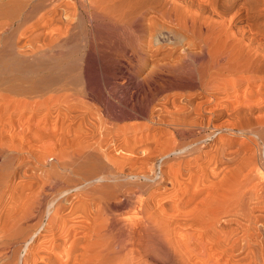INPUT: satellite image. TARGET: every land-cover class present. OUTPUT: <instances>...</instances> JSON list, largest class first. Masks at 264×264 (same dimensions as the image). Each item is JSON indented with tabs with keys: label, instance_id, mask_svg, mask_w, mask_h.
<instances>
[{
	"label": "bare ground",
	"instance_id": "6f19581e",
	"mask_svg": "<svg viewBox=\"0 0 264 264\" xmlns=\"http://www.w3.org/2000/svg\"><path fill=\"white\" fill-rule=\"evenodd\" d=\"M124 71L140 111L110 96ZM16 100L69 124L42 181L0 182V264H264L247 208L264 201V0H0V104ZM138 119L160 128L137 143Z\"/></svg>",
	"mask_w": 264,
	"mask_h": 264
},
{
	"label": "rangeland",
	"instance_id": "374dc122",
	"mask_svg": "<svg viewBox=\"0 0 264 264\" xmlns=\"http://www.w3.org/2000/svg\"><path fill=\"white\" fill-rule=\"evenodd\" d=\"M127 74L129 75L128 72L126 73L124 71V75L118 76L116 79H114L115 83H121V82L124 83L122 85L124 87L122 88L115 87L116 89L113 88L115 91L111 89L112 91H111L110 96L111 98H114L116 101L120 100L119 101L120 103H122L123 101L130 103V105H133L137 111H140L142 107V102L140 100H137L138 101L137 102L133 99L135 98L134 96L135 91L131 89L130 87L127 91L125 90L126 89L125 83L127 82V85H128L129 81H127V79L130 78V75L128 76ZM125 75L127 77H124ZM90 77L93 82L95 81L94 82L95 85L102 84V78H101L102 71L100 69H91ZM166 93L163 94V96H160L159 99H163V102L165 100V102H168L167 104H169L170 103L169 101H171V98H172V94L174 95L177 92L174 93V91H172L171 94H169L170 92H168L167 94ZM89 101L90 100L83 99L82 103L84 106L85 105L87 106L90 104L89 108L87 107V109H89L88 117L90 121L91 122L93 121L96 124L97 122H103L106 119L103 113L104 109L96 105L94 102L92 103V101L90 102ZM82 103H79L80 106H83ZM50 105L48 106V108H42V110H40L41 113H38V114L31 113V115L29 116L30 110L29 109L26 110L27 107L25 108V105L22 102V100H16L14 102H9L6 105L0 104V182L1 183H4L2 181H5V177H6L10 179V182H9L10 185L17 184V183L21 184V182L25 180V178L28 176L31 177L32 182H40L45 178L46 172L48 173V171L51 170L52 165L55 164L56 162L55 159H56L57 151L59 148V144L66 137L67 132L63 126V124L65 123V119H63V116L60 115L61 113L60 109L62 107H59L58 103H54ZM119 107H121L119 109L123 111L126 110V108H124L123 105L122 106L119 105ZM82 111L83 110L79 109L78 111L72 113L71 115L76 116ZM27 116L29 117V119H27ZM138 116L139 115H137V117ZM207 116L208 115L203 116L202 119L207 118ZM31 117L32 119H30ZM141 120L144 122L142 123ZM141 120L140 119L135 120L140 125L139 126L140 128L137 129L138 131L136 132L135 136L133 135L134 133L132 132L127 133V136L130 135V139L136 140L137 143L140 140L143 141L146 136H148L149 138L151 137L150 135L153 131L151 132L149 130L150 131L149 132L147 130V127H152V125L153 127L158 126V125L152 124L148 120H143V119ZM133 122L134 120L132 119L127 120V121L124 120L120 122L119 124H117V127L126 126L125 124L130 125ZM67 124L69 123L66 122L65 126H67ZM145 124L147 125L146 127H145ZM157 128H160V127L158 126ZM97 140L106 141L108 145L110 146L111 150L112 149L114 150L116 145L118 146L120 144V139L112 138L110 133H107L106 131L97 133L92 137V141H97ZM111 140H113V142ZM103 149H105V147H103ZM206 149H209V148L207 147ZM114 153L115 154L117 153L116 155L122 154L121 152H114ZM4 155L7 157H5ZM262 167L261 165L258 166V169H259L258 172H259V175L261 176L260 183L264 186V168ZM13 170H15L16 172L15 175L9 176V173ZM208 171H210V169H208ZM224 187L225 186L222 187L224 189L223 193L226 192V188ZM222 188L219 185V188H217L218 194L222 193L221 192ZM232 190H234V188L229 190L230 194L232 193L231 192ZM245 193H248L246 195H249V191L245 190ZM260 196L262 195L259 194V197ZM248 201L249 203L247 202V208L251 210L250 216L253 220L251 226L252 228H255V230H257V232L259 233V235H254L251 238V240L256 241L257 243H261V242L264 243V201L259 200V199L249 200V198H248ZM255 218H257L258 220L255 221L254 220ZM221 223L223 224L224 220H222ZM246 225H247L246 222H244L242 219H239L238 222L233 225V227L241 228Z\"/></svg>",
	"mask_w": 264,
	"mask_h": 264
}]
</instances>
